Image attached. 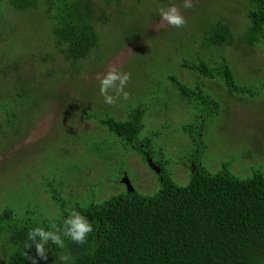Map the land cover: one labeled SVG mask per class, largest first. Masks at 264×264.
I'll use <instances>...</instances> for the list:
<instances>
[{
	"label": "rangeland",
	"instance_id": "1",
	"mask_svg": "<svg viewBox=\"0 0 264 264\" xmlns=\"http://www.w3.org/2000/svg\"><path fill=\"white\" fill-rule=\"evenodd\" d=\"M94 1L98 7L103 6L104 0ZM183 3L184 0H154L139 10L141 7L136 0H122L119 6L110 9L112 21L98 26L101 48L94 51L81 67L77 73L78 81L76 79L66 84L51 77L50 86L55 89L58 98L55 94L45 96V101L36 110L31 108L34 111H30L26 103L15 108L19 116L14 127L3 123L4 118L0 115V209L5 205H14L19 213L28 209L33 214L35 209L27 208L29 204L22 198L30 196L40 199L35 206L39 212L42 211L45 216L56 214L57 208L47 199L49 194L41 186L30 187L32 182L39 181L40 173H51L52 178L54 172H58L56 178L66 186L64 193L68 194L66 198L71 206H86L92 200L99 201L109 192L110 197L127 192L126 186L120 184L125 174L132 186L144 195H153L160 190L159 176L150 164L137 154L126 153L121 139L107 128L102 126L97 130L95 121L79 117L80 113L83 114L82 108L95 112L94 109L101 104H105L107 112H111L108 117L116 116L120 120H125L129 107L131 109L139 102L148 108L141 138L151 140V159L161 162L164 174H172L179 185L186 186L190 181L189 154L200 155L202 165L211 173L220 171L227 162L231 163L232 172L239 178H250L258 170L264 172V49L248 48L244 43V29L249 22L247 14L251 2L192 0V8H184ZM173 5L179 8L187 21L183 28L166 23L161 25L160 9ZM38 10L29 12L30 16L11 12L7 19L0 17V42L3 35H12L7 36L5 45L0 44V48L9 50V39L13 40V35L15 39L23 37L20 46L15 45L14 48L26 52L21 53L17 49L10 56L19 55L27 74L28 69L33 67L30 59L35 53L52 50L49 46L53 40L52 25H48L43 11ZM197 13V20L203 25L215 24L224 19L230 25H235L236 33V40L231 46L224 50H201L199 58L215 66L222 63V52L228 58L239 83L257 88L254 97L249 94L229 96L224 87L201 78L200 86L220 98L219 112L214 115L203 112L201 107L183 102L171 82L155 72L157 65L163 72L178 76L189 86L199 82L196 79L200 76L180 65L183 58L196 59L194 54L200 50L199 45L206 38L205 32L201 30L193 35L191 19ZM141 20L145 25H137L141 24ZM5 21L8 25H3ZM144 26L146 32L143 31ZM14 27H18L19 32L10 31ZM177 32L181 35L177 36ZM180 38L182 42H179ZM30 46L33 47L27 50ZM51 65L58 66L55 62ZM112 66L131 73L125 88L130 95L127 100L121 96L115 105H108L100 94V79ZM15 69L8 71L14 74ZM3 77L4 73L0 71V92L5 87ZM72 102L75 106L67 108ZM197 122L202 123L201 145L199 139H192L184 132V126ZM70 127L79 134H85L71 141L78 146L76 150L81 152L77 158L70 157L66 152L70 150L63 131ZM81 140L83 144L78 145ZM107 141L112 142L108 148ZM102 144L105 150L101 153V160L89 155L90 146L93 150L94 147L101 149ZM114 148L118 149L115 159L113 153L117 152H113ZM72 162L75 163L72 164L71 172L75 174H65L68 173L65 168ZM158 171L160 173V169ZM104 180L109 181L106 184ZM71 184L72 192L69 190ZM104 189L107 193L103 195ZM30 218L40 221V215H31Z\"/></svg>",
	"mask_w": 264,
	"mask_h": 264
},
{
	"label": "trees",
	"instance_id": "2",
	"mask_svg": "<svg viewBox=\"0 0 264 264\" xmlns=\"http://www.w3.org/2000/svg\"><path fill=\"white\" fill-rule=\"evenodd\" d=\"M121 1L104 0L100 8L94 0H0V17L5 19L11 12L30 16L29 12L42 10L48 25H52L53 35L49 44L52 50L35 53L30 59L33 67L28 69V74L24 72L19 55L10 56L17 49L21 53L26 52L18 48L23 37L15 39L13 35L16 43L9 39L10 49L4 51V48H0V71L4 73L5 84L0 92L3 123L14 127L19 116L18 110L14 109L23 103L30 111H34L45 101V96L55 94L58 98L59 95L50 86L51 77L66 84L76 79L78 81L77 73L81 67L94 51L101 48L98 26L112 21L110 9L119 6ZM136 1L141 7L139 10H143L146 3L154 0ZM250 2L244 43L248 48L264 49V0ZM198 17L199 13L191 19L193 35L201 30L206 36L204 43L199 45L200 50L194 54L198 62L196 59L183 58L180 65L200 76L196 79L199 82L189 86L178 76L163 72L157 65L155 72L171 82L183 102L201 107L203 112L214 115L219 112L220 98L200 86L201 78L224 87L229 96L249 94L254 97L257 88L239 83L228 58L222 52V63L215 66L199 58L201 50H224L231 46L236 40V33L235 25H230L224 19L215 24L203 25L197 20ZM3 25H8V22L5 21ZM137 25L145 23L141 20V24ZM10 31L19 32V28L14 27ZM175 34L181 35L180 32ZM7 36L12 35L9 33ZM7 36L3 35L1 45H5ZM179 42H182L181 38ZM53 62L58 66L51 65ZM96 63L98 65V61ZM12 68H16L14 74L8 71ZM74 106L72 102L66 107L70 109ZM130 107L125 120L117 119L116 116L108 117L111 112H107L105 104L97 105L95 112L82 108L83 114L80 113L79 117L95 121L97 130L107 128L121 139L126 153L137 154L156 172L152 163L161 162L151 159V140L141 138L148 108L141 102ZM201 124L197 122L184 126V132L192 139H199V145L202 144ZM63 134L64 139L68 140L70 151H66L67 154L79 157L81 152L76 150L78 146L71 141L85 134H79L71 127L66 128ZM107 142L108 148L112 142ZM82 144L81 140L78 145ZM104 150L103 144L101 149L94 147L93 150L90 146L89 155L101 160ZM113 152H117L113 153L115 159L118 149L114 148ZM187 157L191 172L186 186L179 185L172 174L165 173L161 180L159 176L160 190L153 195H144L134 187V191L128 190L123 181L125 177L130 178L125 174L120 184L126 186L127 192L112 194L111 197L109 192L107 196L99 198L101 201L92 200L86 206H71L66 198L68 194L64 193L66 186L56 178L58 172H54L52 178L51 173H40L39 181L32 182L30 187L41 186L58 212L45 216L35 207L40 199L30 196L22 198L29 204L27 208L35 209L33 214L28 209L19 213L14 205H5L0 209V264H32L30 257H34L38 264H264V172L258 170L250 178H239L232 172L231 163L227 162L220 171L211 173L202 165L200 155L189 154ZM73 163L67 165L65 169L68 173L65 174H75L71 172ZM107 181L104 180L106 184ZM92 183L96 186V183ZM102 193L104 195L107 191L104 189ZM74 210L87 217L92 225L93 231L88 234L86 242L80 245L63 237L65 246L61 248L49 241L45 245L47 260L38 257L35 243L39 242V237L36 242L29 240V231L36 227L46 231L63 229L64 221ZM31 215H40V221L33 220ZM62 257L68 259L63 260Z\"/></svg>",
	"mask_w": 264,
	"mask_h": 264
},
{
	"label": "clouds",
	"instance_id": "3",
	"mask_svg": "<svg viewBox=\"0 0 264 264\" xmlns=\"http://www.w3.org/2000/svg\"><path fill=\"white\" fill-rule=\"evenodd\" d=\"M194 5L192 0H184V8H192ZM161 25L167 24L175 28H183L187 21L181 14L179 8L175 5L160 9ZM131 79L130 72L121 71L116 66H112L100 79V94L104 97V102L108 105H115L118 99L123 96L124 100L129 99V93L125 91ZM110 93H114L110 94ZM65 227L63 229L57 228L55 231H46L44 228L36 227L29 231L28 239L36 242L39 237V242L35 243L37 256L41 259L47 260V253L45 252V245L51 241L58 247L63 248V237L70 238L73 242L83 245L89 233L93 231L92 225L88 218L81 215L79 211H72L68 218L64 221ZM31 248V245H28ZM32 264H38L34 257H30ZM61 259L67 260L68 257Z\"/></svg>",
	"mask_w": 264,
	"mask_h": 264
},
{
	"label": "flooded vegetation",
	"instance_id": "4",
	"mask_svg": "<svg viewBox=\"0 0 264 264\" xmlns=\"http://www.w3.org/2000/svg\"><path fill=\"white\" fill-rule=\"evenodd\" d=\"M152 167L154 168V169H160V173H159V175L158 176H160V180L163 178V174H164V171H163V166H162V163H155V164H153L152 163ZM162 174V175H161Z\"/></svg>",
	"mask_w": 264,
	"mask_h": 264
},
{
	"label": "water",
	"instance_id": "5",
	"mask_svg": "<svg viewBox=\"0 0 264 264\" xmlns=\"http://www.w3.org/2000/svg\"><path fill=\"white\" fill-rule=\"evenodd\" d=\"M149 162H151V160ZM155 170H156L157 173H159L158 169H155ZM123 182L127 185L129 191H134V188L131 185V182H130V180L127 177H125Z\"/></svg>",
	"mask_w": 264,
	"mask_h": 264
}]
</instances>
